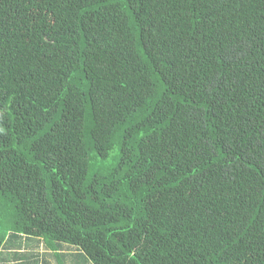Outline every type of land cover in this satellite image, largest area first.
<instances>
[{
    "label": "trees",
    "instance_id": "trees-1",
    "mask_svg": "<svg viewBox=\"0 0 264 264\" xmlns=\"http://www.w3.org/2000/svg\"><path fill=\"white\" fill-rule=\"evenodd\" d=\"M45 264H264V0H0V238Z\"/></svg>",
    "mask_w": 264,
    "mask_h": 264
},
{
    "label": "crops",
    "instance_id": "crops-1",
    "mask_svg": "<svg viewBox=\"0 0 264 264\" xmlns=\"http://www.w3.org/2000/svg\"><path fill=\"white\" fill-rule=\"evenodd\" d=\"M44 249L45 241L39 238L24 235L18 238L13 236L0 238V264H45L43 258L33 260L30 257V252H42Z\"/></svg>",
    "mask_w": 264,
    "mask_h": 264
},
{
    "label": "clouds",
    "instance_id": "clouds-1",
    "mask_svg": "<svg viewBox=\"0 0 264 264\" xmlns=\"http://www.w3.org/2000/svg\"><path fill=\"white\" fill-rule=\"evenodd\" d=\"M21 234L27 237V234H25V233H21ZM28 237H30V236H28ZM32 238H34V237H32ZM39 239H42V238L39 237Z\"/></svg>",
    "mask_w": 264,
    "mask_h": 264
}]
</instances>
